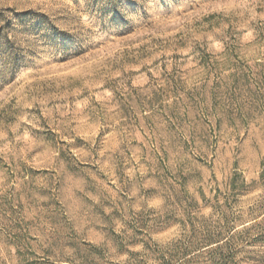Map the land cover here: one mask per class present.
I'll return each instance as SVG.
<instances>
[{
  "label": "rangeland",
  "instance_id": "obj_1",
  "mask_svg": "<svg viewBox=\"0 0 264 264\" xmlns=\"http://www.w3.org/2000/svg\"><path fill=\"white\" fill-rule=\"evenodd\" d=\"M0 264H264V0H0Z\"/></svg>",
  "mask_w": 264,
  "mask_h": 264
},
{
  "label": "trees",
  "instance_id": "obj_2",
  "mask_svg": "<svg viewBox=\"0 0 264 264\" xmlns=\"http://www.w3.org/2000/svg\"><path fill=\"white\" fill-rule=\"evenodd\" d=\"M226 242V241H225Z\"/></svg>",
  "mask_w": 264,
  "mask_h": 264
}]
</instances>
